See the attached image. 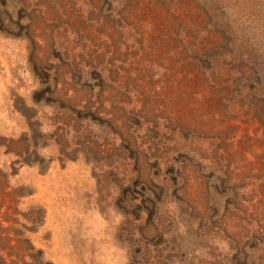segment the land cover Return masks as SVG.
I'll return each instance as SVG.
<instances>
[{
  "label": "trees",
  "instance_id": "16d2710c",
  "mask_svg": "<svg viewBox=\"0 0 264 264\" xmlns=\"http://www.w3.org/2000/svg\"><path fill=\"white\" fill-rule=\"evenodd\" d=\"M69 7L41 0L26 25L35 44L47 38L58 52L50 94L68 112L107 125L110 149L129 150L155 171L164 159L173 173L161 196L179 201L151 202L149 223L131 226V255L152 264L153 253L167 254L166 262L176 248L167 244L194 232L206 258L190 264H264V0H74ZM242 123L239 143L247 151L255 143L259 153L232 151ZM36 215L14 245L0 236V264H53L24 237L43 223L42 211ZM168 224L177 230L167 232ZM154 239L164 248L151 251Z\"/></svg>",
  "mask_w": 264,
  "mask_h": 264
},
{
  "label": "rangeland",
  "instance_id": "374dc122",
  "mask_svg": "<svg viewBox=\"0 0 264 264\" xmlns=\"http://www.w3.org/2000/svg\"><path fill=\"white\" fill-rule=\"evenodd\" d=\"M73 1L64 0L68 10ZM26 2L32 5L28 10L20 0H0V236L14 245L16 235L29 225L27 217L39 219L40 210L43 223L24 237L53 264H139L131 255V226L149 223L152 201H179L176 195L161 196L163 183L170 185L173 173L164 159L155 171L129 150L110 149L114 138L107 125L68 112L69 105L50 94L58 52L41 32L38 40L43 43L35 44L26 25L29 19L35 21V5L41 0ZM65 41L62 38L60 44ZM59 88L68 91L69 84ZM239 126L240 139L232 151L246 157L239 143L246 124ZM249 143L247 152L259 153L257 144ZM166 228L169 233L177 230L173 224ZM200 242L193 232L181 244H167L168 250L176 247L172 262L167 257L164 261L167 254L153 253L151 263L190 264L197 255L203 260L206 253L199 250ZM225 244H218L223 259L228 254ZM162 246L154 239L150 250Z\"/></svg>",
  "mask_w": 264,
  "mask_h": 264
}]
</instances>
